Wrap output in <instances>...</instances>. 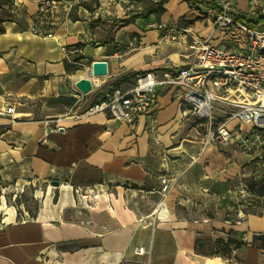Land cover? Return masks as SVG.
I'll use <instances>...</instances> for the list:
<instances>
[{
	"label": "crops",
	"instance_id": "crops-1",
	"mask_svg": "<svg viewBox=\"0 0 264 264\" xmlns=\"http://www.w3.org/2000/svg\"><path fill=\"white\" fill-rule=\"evenodd\" d=\"M42 1L0 0V108L16 107V115L0 116V173L39 184L41 201L36 217L2 210L0 264H264L255 239L264 234V213L239 217L234 210L246 178L260 177L264 166V143L252 124L229 117L233 139L208 143L205 122L184 115L170 84L158 86L155 131L148 117L130 127L105 112L84 116L86 109L26 119L55 109L49 99L67 94L68 80L96 60L109 62L105 87L146 71L164 80L193 62L187 41L165 39L148 23H179L207 36L212 28L200 9L189 0H168L150 13L151 0H57L54 36H39L31 25ZM176 1L183 12L169 11ZM98 7L102 16L93 18ZM136 77L120 87H132ZM245 139L254 142L250 151ZM163 177L171 180L167 193ZM100 185L105 190L91 206L73 190ZM218 239H231V249L206 251Z\"/></svg>",
	"mask_w": 264,
	"mask_h": 264
},
{
	"label": "built area",
	"instance_id": "built-area-1",
	"mask_svg": "<svg viewBox=\"0 0 264 264\" xmlns=\"http://www.w3.org/2000/svg\"><path fill=\"white\" fill-rule=\"evenodd\" d=\"M127 2L128 0H121ZM162 0H151L158 4ZM189 6L200 9V13L210 22L211 33L201 35L192 26L179 23L152 20L148 28L163 32V37L171 41L185 40L195 60L184 66H176L159 80L154 71H146L136 77L132 87L104 88L101 97L82 114L93 115L108 113L113 119L135 126L142 117L150 119L151 131L158 126V86L170 84L176 87L177 95L184 102L185 116L205 122L208 143L225 142L233 139L226 121L217 123V104L233 106L231 118L241 123H250L256 130L255 135L264 143V0H203L202 4L189 1ZM59 8V1L44 0L40 5L37 20L31 25V31L39 36H54L52 20ZM48 16L51 23H46ZM101 8L92 13L100 18ZM63 50L68 55L67 46ZM91 71V66L88 67ZM94 83V88L97 87ZM16 115V107L11 105L0 108V116ZM58 130V127L55 128ZM244 148L250 151L254 142L245 139ZM163 192L171 188V180L162 178ZM79 202L85 200L91 206L102 193L100 186H76L73 188ZM252 193L245 185L234 207L237 216L243 217L247 208V199ZM246 240V239H245ZM138 254L145 253L143 248Z\"/></svg>",
	"mask_w": 264,
	"mask_h": 264
},
{
	"label": "rangeland",
	"instance_id": "rangeland-1",
	"mask_svg": "<svg viewBox=\"0 0 264 264\" xmlns=\"http://www.w3.org/2000/svg\"><path fill=\"white\" fill-rule=\"evenodd\" d=\"M172 6L175 7L174 10H176L177 8V13L183 12L185 9L183 2L180 3L179 1H176L175 3L171 4V6L169 7V11H172ZM89 66H84L80 72L78 73L76 72L77 75L73 77L74 80L73 79L68 80L67 94L62 95L65 98H76L77 101L74 104L68 103L66 99L64 101H58L53 104L54 107L51 106L55 109H50L51 111H42L40 113L36 112L33 115L26 117V119L28 120H35L38 118L46 119V116H52V115H56L59 118V117H64L66 115H70V113H73V112L81 113L83 110H85L90 105V103L95 98V96L102 94L101 87H98V85L103 82H106L104 79L107 77V76L106 77H92L97 87H95L94 90L89 94H86V95L82 94L76 87L75 83L77 79L91 75V71L88 69ZM39 104L41 103L39 102ZM30 105L32 106V104ZM218 108L219 110H217L216 112L217 115L219 116L218 117L216 115L217 123L228 121L229 117H231V114H232L231 112H232V109H234V107L229 106L228 104H225V103H219ZM49 119H54V117L49 118ZM199 121L200 120H197V122ZM201 128L204 129V135H206L207 131L205 130V126L201 125ZM260 172L262 173V175H264V166L261 167ZM39 187H40L39 184H34L31 182L30 183L28 182L25 184L19 183L17 178L7 177L5 174L0 173V214L1 213L3 214L2 210L6 209L8 211L9 209H12L14 207L17 209L19 215L22 214L23 216H25L26 212H29V210H31V213L29 212L31 216H33L34 214H37L40 208V205H41L40 197H38V194H37V189ZM45 187L46 186H44V188ZM255 196L253 195L249 199L248 207L251 210L258 211V212L260 211L264 213V195H261V197H257V196L255 197ZM229 249L231 248L229 247ZM215 250H217V252H222V251H226L227 249L222 246L214 248L212 246V243H209L206 251L216 252ZM238 259L242 261L241 260L242 257Z\"/></svg>",
	"mask_w": 264,
	"mask_h": 264
},
{
	"label": "trees",
	"instance_id": "trees-1",
	"mask_svg": "<svg viewBox=\"0 0 264 264\" xmlns=\"http://www.w3.org/2000/svg\"><path fill=\"white\" fill-rule=\"evenodd\" d=\"M168 0H162L160 3L158 4H154L152 5L148 10L147 12L150 13V12H153V11H156V10H159V9H164L165 7V3L167 2ZM190 1V0H189ZM5 28L2 24V21L0 20V33L4 32ZM138 73H132V74H128V75H125V76H122L120 78H117L115 81H113L111 84H110V87H116V86H119L120 83H122L123 81H126L128 80L130 77H136ZM66 99V101L70 104H74L77 100L76 98H65L64 96H59V97H51L48 101V104L50 106H53L54 107V103L55 102H58V101H64ZM97 100L93 99L92 102L90 103L89 106L93 105ZM88 106V107H89ZM87 107V108H88ZM86 108V109H87ZM246 186L250 189L252 195L248 197L247 199V208L245 209V214L247 213H261L260 211H254V210H251L248 206L249 204V199L254 195H256L257 197H261V195H264V175H262L260 178H256L255 176H249L246 178ZM259 194V195H258ZM255 196V197H256ZM56 199V198H55ZM29 212L31 213V210H29ZM263 213V212H262ZM261 213V214H262ZM33 217H36V214L33 215ZM255 239L257 240H260L261 241V248L262 250L264 251V234H260V235H256ZM233 243V241L231 239H229L228 241H224L223 239H218L215 241V244H213V247H224L226 248L227 250H230L229 247H230V244ZM243 243H236V246H241ZM209 245V244H208ZM226 251H222V252H217V250H215L216 252L212 251L213 253H225L227 252Z\"/></svg>",
	"mask_w": 264,
	"mask_h": 264
},
{
	"label": "water",
	"instance_id": "water-1",
	"mask_svg": "<svg viewBox=\"0 0 264 264\" xmlns=\"http://www.w3.org/2000/svg\"><path fill=\"white\" fill-rule=\"evenodd\" d=\"M109 75V62L107 60H96L91 66V75L78 79L76 87L82 94H89L94 90L92 77H106ZM52 185L59 186L60 181L53 180Z\"/></svg>",
	"mask_w": 264,
	"mask_h": 264
},
{
	"label": "bare ground",
	"instance_id": "bare-ground-1",
	"mask_svg": "<svg viewBox=\"0 0 264 264\" xmlns=\"http://www.w3.org/2000/svg\"><path fill=\"white\" fill-rule=\"evenodd\" d=\"M1 209H2V207H1ZM10 210V209H9Z\"/></svg>",
	"mask_w": 264,
	"mask_h": 264
}]
</instances>
